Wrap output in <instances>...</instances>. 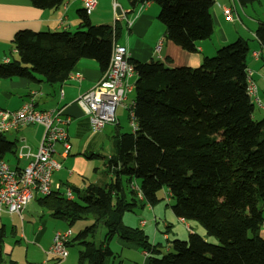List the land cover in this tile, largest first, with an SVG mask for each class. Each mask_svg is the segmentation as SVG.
Returning <instances> with one entry per match:
<instances>
[{"label": "trees", "instance_id": "trees-1", "mask_svg": "<svg viewBox=\"0 0 264 264\" xmlns=\"http://www.w3.org/2000/svg\"><path fill=\"white\" fill-rule=\"evenodd\" d=\"M28 1L45 10L59 8L65 0ZM146 1L159 8L157 20L174 45L195 52L197 42L210 39L211 0L128 3L135 10ZM237 2L244 7L257 0ZM77 16L81 23L72 33L18 31L11 41L16 58L0 63V79L33 80L36 74L46 84H59L81 60L94 61L104 74L122 26L117 21L93 25L81 10ZM255 37L264 47V24H258ZM248 55V42L238 39L204 57L196 68L129 59L137 75L133 87L137 129L127 132L113 126L109 154L87 156L102 159L108 182L71 187V200L58 191L36 198L51 218L68 227L93 218L65 245L77 248L76 264L109 263L114 256L109 243L115 237L146 252L148 264H264V239L259 236L264 223V117L253 118L254 105L246 95ZM14 154L15 145L0 134V161ZM162 189L167 190L165 199L174 200L170 209L175 218L196 222L218 243L210 244L190 229L186 240L168 241L169 249L162 254L160 244H151L142 229L123 224L125 212L157 204ZM101 223L106 233L97 243ZM4 238L0 227V264Z\"/></svg>", "mask_w": 264, "mask_h": 264}, {"label": "crops", "instance_id": "crops-1", "mask_svg": "<svg viewBox=\"0 0 264 264\" xmlns=\"http://www.w3.org/2000/svg\"><path fill=\"white\" fill-rule=\"evenodd\" d=\"M211 1L213 6L210 10V16L213 32L210 39L196 43L195 52H187L165 38L164 26L157 20L158 7L155 4L149 3L142 9L137 7L135 10H131L128 0H97L95 7L87 16L93 25H112L117 21L122 26L120 38L116 45L126 47L130 60L142 63L157 59L171 68H196L201 64L204 57H212L218 48L238 39L246 40L249 46L248 58H250V64L247 59L248 69L252 71V79L258 85V95L264 99V47L255 37L258 24H264V0H257L256 3L244 7L240 6L237 0ZM79 10L83 11V0H65L59 8L45 10L33 7L28 0H0V63H6L16 58L11 41L18 31L75 32L81 23L77 16ZM225 10L230 11L229 17L226 16ZM127 22L131 23L130 27H127ZM157 46H159L158 51ZM7 50H10L9 55ZM253 52H259L261 56L255 60L252 57ZM102 75L103 73L94 61L81 60L70 72L68 78L59 84H46L42 81V77L36 74H33V80L0 79V110L14 111L24 102L32 100L37 111L57 109L69 118L65 132L70 150L64 155V148L60 143L53 146L54 158L60 164V169L53 173L52 183L59 187V193L66 188L75 187L70 183L73 173L67 172L64 167L72 168L83 176L82 180L83 178H86V181L94 179V176L91 178L92 173L95 171L98 173V171L94 168V162L87 156L99 154L97 151L104 149V147H107V154L104 155L107 156L110 150L108 145L111 144L110 137L113 126L119 125L123 130L122 120L125 117L127 120V116L124 115L126 111L118 108L116 124L103 128V130L106 127L111 128L110 136H107L106 132L103 131L91 132L88 117L76 103V99L91 90L100 81ZM135 81L136 78L133 79V83ZM133 98L128 97V100H133ZM43 135L44 128L40 125H29L5 133L4 139L15 145V154L6 155L3 162L14 170H21L32 157L19 159L17 148L24 146V152L36 153ZM73 149L76 150L75 153L85 155V157L78 156L69 159ZM62 171L63 174H61ZM101 183L104 182L101 181L96 184ZM85 185L83 182V186ZM36 198V196L33 197L26 205L21 220L18 217L11 218L6 213L0 212V227H3L6 233L3 217L7 216V219L10 220V231L12 230V234L15 236L13 240L7 238L3 241V264H76L77 252L69 251L68 248L70 247L66 249V256L61 261L47 257L46 252L54 235L68 229L66 223L51 218L49 212L44 211L45 208L38 205ZM149 208L155 223L157 218L156 206H149ZM167 216H171L169 220L175 218L173 213L163 212L166 233L171 225L166 222ZM16 219L20 224L19 230L16 227L18 223ZM175 219L178 224L183 225L185 223H182L179 218ZM149 224L148 221L140 220L134 227L142 229L151 244H160L156 242L157 228L154 227L152 230ZM184 226L186 231L190 230L189 226ZM179 232L175 234L176 238L184 239V235L179 236ZM71 235L73 236V233ZM149 235H153L152 241L149 239ZM169 237V234L164 235L166 241L170 240ZM115 245L119 248L117 257L119 255L121 257L124 250H129L123 257L124 263L148 264L146 252L134 246L125 245L119 238L115 241ZM73 248L76 247L73 246ZM168 249L169 244H167L166 250ZM124 263L120 262V264ZM111 264H114V261Z\"/></svg>", "mask_w": 264, "mask_h": 264}, {"label": "built area", "instance_id": "built-area-1", "mask_svg": "<svg viewBox=\"0 0 264 264\" xmlns=\"http://www.w3.org/2000/svg\"><path fill=\"white\" fill-rule=\"evenodd\" d=\"M96 3L97 0H83V11L86 16L91 13ZM149 3L146 1L138 8L142 9ZM229 13V10H225L226 16L229 17ZM126 24L127 27L131 25L130 22ZM156 49L158 51L159 46ZM252 57L257 60L260 53L253 52ZM136 77V72L129 62L126 47L115 45L109 67L100 81L76 99V103L88 117L92 133H99L105 126L115 125L118 108L126 111L131 132L137 129L133 113L134 101L128 100L133 92V79ZM245 91L250 101L259 109L264 110L257 85L252 79V71L249 69L246 70ZM68 122L69 118L65 117L61 110L37 111L32 100L24 102L14 111L0 110V134L29 125H40L44 128V135L36 153L24 152V146L17 148L19 159L32 157L21 170H14L7 163L0 161V212L21 220L24 208L33 197H45L52 192H59V187L52 183L53 173L60 169V164L54 158L53 146L60 143L64 148V155L70 150L65 132ZM130 189L134 191L138 199H142L141 192L135 184H131ZM60 195L65 200L73 199V192L70 188H66ZM181 222L184 221L181 219ZM262 226L264 227V223ZM70 238V231L56 233L47 249V257L56 261L62 260L66 256L65 245Z\"/></svg>", "mask_w": 264, "mask_h": 264}, {"label": "rangeland", "instance_id": "rangeland-1", "mask_svg": "<svg viewBox=\"0 0 264 264\" xmlns=\"http://www.w3.org/2000/svg\"><path fill=\"white\" fill-rule=\"evenodd\" d=\"M158 12H159V8H158ZM157 15H158V13H157ZM124 35H125V33L123 34V36ZM231 43L232 42H230L228 44H231ZM228 44H226L224 46H227ZM9 51L7 50V54L9 53ZM214 54L212 56H214ZM0 55H1V51H0ZM247 59H248V62L250 64V58H247ZM257 88H258V85H257ZM258 93H259V91H258ZM131 97H134L133 92L129 95V98H131ZM263 100L264 99H262L260 97L261 103L264 104ZM124 115H126V114H124ZM262 117H264V110H261L256 105H254L253 118L257 121V120H260ZM125 119H126V117H125ZM125 119L122 120L123 130L127 131V132H131V127H130L128 121L125 120ZM102 131L106 132L107 136L108 135L110 136L111 132H112L110 127H106L104 130L102 129L100 132H102ZM108 146L110 147V143H109ZM75 152H76V150L73 149L72 155L69 157V159H74L75 157H78V156L82 157V158L85 157V155H80V154H77ZM93 152H95V151H93ZM97 152L100 155L104 156L105 154H107L106 153L107 152V147H104V149H101V150L99 149ZM91 160L94 162V168H96V170L98 171V173H96V171L94 173H92L91 178L94 176V179H92V180L90 179L91 181H86V178H83V180H82L83 176L79 175L72 168L64 167L67 172L71 171L73 173V178H70V183L73 184L75 187L83 189L85 187V186H83V182L85 184H88L89 182H93V183H100L101 181L102 182H108V177L105 176L103 174V172H102V169H103L102 159H97L96 158V159H91ZM61 174H63V171L61 172ZM158 197L161 200L157 204H155V206H156V216H157V218L155 220V223L153 222V220H154L153 219V214H152L149 206L146 204L142 208L136 207L133 211L125 212L124 215H123V224L126 225V226L134 227L136 224H138V222L140 220H145V221H148L150 223L149 224L150 229L153 230L154 227H156L157 228L156 242L160 243V245H159L160 247L159 248H160V252L162 254L166 252V248H167V244H168V241H166L165 238H164L165 234H169V236H170L169 237L170 238L169 241L174 240V238L177 239V240H181V241H184V240L187 239L188 231H186L184 229V227H185L184 225L189 226L191 230H195V232L199 236H201L205 241H207L208 243H210V244H217L218 243L217 240L214 237L207 236L205 234L203 228H201L196 222H194V221H185V223L183 225H181V224H178V222L176 221V219L174 217H173L172 220L171 219L169 220V218H171V216H167L166 217L167 218L166 222L171 224L170 228L167 229V233H166V228L164 226L163 212L166 211L167 213L172 214L170 207L174 204V200L172 198L165 199V198L168 197L166 189H162L158 193ZM43 210L47 212V210H45V209H43ZM262 215L264 217V207L262 208ZM7 218H8L7 216L3 217L4 223L6 224V233H5L4 240L7 239V238L9 240H13L15 238V236H13L12 230L10 231V229H11V225H10V222H9L10 220L7 219ZM17 220L18 219H16V221ZM92 223H93V218L87 217L86 219L76 221L70 227L66 226V228L68 230H63L62 229L63 230L62 232L70 231L74 235L77 231L83 229L86 226H89ZM16 227H17L18 230L20 229L19 222L17 223ZM177 232H179V236L183 234L184 235V239L176 238L175 234ZM105 233H106V228L102 225V223L99 224L97 226V229H96V234H95L94 240L97 243L100 242L104 238ZM152 236L153 235H149V239L151 241H152ZM259 236L264 239V227L263 226L261 227V229L259 231ZM116 240H117V237H115L112 240V242L109 243L110 244V249L113 251V253H114L113 255L114 256L110 259L109 263L107 261L106 264H111L113 261H114V264H120V262L124 263L123 257L126 256L125 253H127L126 251H129V250H124L122 256L120 257V255H119L117 257V254H119V248H118V246L115 245V241ZM68 250L71 251L72 253H76L77 252L76 248H73V247L68 248ZM124 264H126V263H124Z\"/></svg>", "mask_w": 264, "mask_h": 264}]
</instances>
